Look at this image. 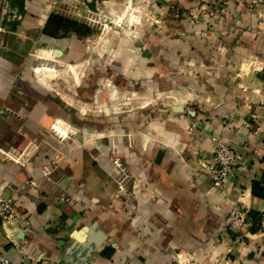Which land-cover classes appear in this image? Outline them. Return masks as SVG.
<instances>
[{"label": "crops", "instance_id": "obj_1", "mask_svg": "<svg viewBox=\"0 0 264 264\" xmlns=\"http://www.w3.org/2000/svg\"><path fill=\"white\" fill-rule=\"evenodd\" d=\"M224 1L24 0L23 12L10 8L0 17L5 28L0 34V112L8 109L0 114V147L23 150L36 140L40 147L27 164L0 161V197L10 200L17 213L15 220L0 224V251L11 263L264 264V200L252 194L253 183L264 177V28L256 26L264 20V8L257 13L240 9L264 5V0H227L237 7L234 17L230 24L221 15L210 19L220 22L214 31L191 25L189 17L183 20L176 36L191 38L181 42L183 50L179 44L172 49L188 55L191 40L202 35L197 52L203 53L204 71L201 81L184 80L183 92L180 86L176 90L177 77L162 78L156 63L145 62V49L130 48L132 40L124 43L120 59L96 55L105 62L91 58L84 64L75 62L85 52L76 34L63 39L43 34L57 11L72 15H63L71 20L89 19L93 2L102 5L94 14L100 17L106 8L115 15L111 9L119 3H139L144 14L147 8L158 12L160 6ZM5 2L11 7L0 0V13ZM42 39L50 48L37 49ZM212 54L224 57V64L213 63ZM84 65L77 87H84L89 76L88 86H94L96 69H116L126 87L109 79L105 91L114 84L120 96L134 86L136 104L116 109L129 106L132 111L115 113L111 99L90 105L51 84L70 81L67 77ZM168 66H174L166 67L172 74L188 68L175 60ZM166 80L171 82L165 85ZM192 98L200 100L197 111L176 109L175 100L184 106ZM210 136L245 147L222 192L211 184ZM116 157L138 185L128 195L117 190ZM53 161L57 166L44 179L43 167ZM236 204L249 215H261L258 232L249 229L238 239L225 228ZM93 242L100 248L87 260L85 249Z\"/></svg>", "mask_w": 264, "mask_h": 264}, {"label": "rangeland", "instance_id": "obj_2", "mask_svg": "<svg viewBox=\"0 0 264 264\" xmlns=\"http://www.w3.org/2000/svg\"><path fill=\"white\" fill-rule=\"evenodd\" d=\"M90 7V18H86V20H75L81 24H85L91 28V33L89 36L83 37L78 35V40L81 41L80 44H82V48L84 47V54H81L78 59V61L75 62H86L88 59H96L97 61L100 62H105V60L110 61L112 59H120V55L124 53V50L121 48L123 47L124 43L127 41H131L130 43V48L134 50L135 48H143L145 49V53H147L144 57L145 62L148 64L151 63H156L157 67H159V74L160 77L162 78H168L169 76L174 75L175 77L178 78L176 82L177 87L176 90L180 89L178 86L181 87V92L182 82L184 80L188 81L191 79H194L196 81H201L204 75L203 71V53L202 55L198 53L197 51L200 49L201 46H203V37L198 36L197 40H191L189 50H191L190 54L184 55L183 51L180 52L179 49L173 50L172 48L174 45L179 44V48L183 50V47L181 42L183 43L184 41L186 42V37H189L190 34H187L186 37H177V32L180 31L183 28V20L187 19L186 17H189L191 21L189 23L196 24L197 27L201 26L203 29V24L205 26V29H208L210 31H214L217 29V24L215 21H210V19L216 18L218 15H221L222 19L224 18L225 21L224 23L230 24L231 23V18L234 17V12L233 9L235 10L237 7L232 6L229 1L225 0L224 2L221 3H210V4H204V5H197V6H180V5H170V6H165L161 7L157 11H153L151 8L145 9L144 14L140 13L139 7H141V4L137 5H127L124 3H119L117 6V10L111 9L112 13H118L113 16L110 14L111 11H108L106 8V16L100 15H94V14H99L100 9L102 8V5H97L94 2L89 5ZM99 6V7H98ZM264 5L256 6L254 7H242L241 10L244 13L250 12V13H257L259 12L258 10L263 9ZM97 8L99 10H97ZM2 10V9H1ZM70 11V10H69ZM74 12V11H73ZM94 12V13H93ZM58 16L64 17L63 15H69L71 17L72 15L62 13V11H57L55 12ZM4 11L2 10L0 13V17L4 15ZM7 15V13H6ZM66 17V16H65ZM220 17V18H221ZM260 22L256 24L257 28L259 30H262L264 28V20L263 18L259 19ZM234 22V21H233ZM186 29H188L186 27ZM237 32V31H236ZM237 34V33H236ZM67 35H63L62 33L59 34V39L66 38ZM105 45V46H104ZM49 44L46 42L45 39H42L41 41L37 42V49L38 48H50L48 47ZM106 47V49H104ZM97 52H96V51ZM153 51V52H152ZM111 53V54H110ZM96 55L104 56L105 60H100L96 58ZM138 55V54H136ZM35 56V55H34ZM111 57L110 59H106V57ZM36 57V56H35ZM210 58H213L212 61L213 63L218 62V64H224V57L222 56H215L212 54ZM136 59V58H135ZM251 60V58H249ZM177 63V65L181 64H187L188 68L181 70V71H176L177 74H172L169 69H166V67H174V66H168L169 61H173ZM38 65L42 62L41 60H37ZM130 61V60H129ZM56 62V61H55ZM194 62L193 64H190ZM58 63V62H57ZM189 63V64H188ZM97 67H104L107 66L108 68L110 67L107 64H101L99 62H96ZM87 65L81 66L82 68L79 69V73L72 74L67 77L71 78L70 81L66 80H57L55 79L53 83H51L54 87L57 89H62L64 93L68 96H76L80 97L83 101H85L88 104H92L95 99H101L106 101H110L111 99V106L114 108L113 111L115 113H120L125 111H132L131 107H123L121 108L120 112H116V109L118 106H121L123 104L132 102V104H136L137 102V94L133 91L134 86L129 90V92H126L124 94H121L120 91V96H119V91L116 90V85L118 88L123 89L126 87L125 83H120V80L123 79L121 76H119V73L116 69H106L105 73L104 70H99L96 69L94 72L91 70H87V74L91 71L92 73L95 74V77L97 78V82L95 83L94 86H88L89 83V78L90 76L85 79V84L84 87H77L75 85V81L77 78L79 80H82L83 77L81 76V72L85 71L86 73V67ZM178 66H175L176 68ZM90 67V66H89ZM205 70V69H204ZM104 73V75H103ZM223 72L220 69V74ZM100 74V75H99ZM170 74V75H169ZM162 75V76H161ZM159 77V76H158ZM173 77V76H172ZM111 80L112 83L110 84V89L106 90V84L108 83V80ZM80 82V81H79ZM171 81H165V85ZM123 85V86H122ZM164 85V84H162ZM186 87V86H185ZM55 88V89H56ZM199 88V86L197 87ZM119 89V90H120ZM116 90V91H115ZM111 92V93H110ZM116 92V96H115ZM99 93V94H98ZM145 93V92H144ZM111 94L113 97H111ZM171 95V94H170ZM95 96H99V98H95ZM106 97V98H105ZM141 98V97H140ZM179 99V98H178ZM115 100V101H114ZM141 101V99H139ZM171 101V100H170ZM176 102V109H188V108H193L196 111L198 110L197 107H201L200 100L198 99L195 101L192 98L191 102H186V104L180 105L178 104V100H175ZM186 105V106H185ZM135 105H132L134 107ZM165 108V107H164ZM115 113H112L115 114ZM123 162V161H122ZM124 163V162H123ZM124 166L126 164L124 163ZM128 169V173L132 176L131 171ZM133 182L134 179H130L128 184H127V195L130 193V191L133 190ZM117 190L118 189V183L115 181Z\"/></svg>", "mask_w": 264, "mask_h": 264}, {"label": "built area", "instance_id": "obj_3", "mask_svg": "<svg viewBox=\"0 0 264 264\" xmlns=\"http://www.w3.org/2000/svg\"><path fill=\"white\" fill-rule=\"evenodd\" d=\"M2 10L5 14L10 13L11 9L7 2H5ZM3 32H5V28L0 22V34ZM6 111L2 110L0 114H4ZM208 140H210L214 146L212 163L209 166L211 184L216 191L222 192L224 191L227 181L234 174L235 167L242 158L245 147L243 145L226 143L216 136H210ZM39 148L37 140L29 143L23 150L0 147V161L16 162L20 165L27 164L37 155ZM113 163L116 171L115 179L118 183V192L127 195V184L130 179H133V177L128 173V169L124 166V163L122 161L119 162L118 157L113 160ZM56 166V162L53 161L50 166L43 167V178L49 179ZM137 188L138 185L133 182V191ZM16 218L17 213L10 200L0 197V219L2 224L13 221ZM252 224L249 211L243 206V204L234 205L224 221L225 228L235 234L238 239H242V237L245 236V233L250 229ZM0 264L13 263L2 255L0 251Z\"/></svg>", "mask_w": 264, "mask_h": 264}, {"label": "trees", "instance_id": "obj_4", "mask_svg": "<svg viewBox=\"0 0 264 264\" xmlns=\"http://www.w3.org/2000/svg\"><path fill=\"white\" fill-rule=\"evenodd\" d=\"M10 4V8L16 9L15 7L19 8V12H23V3L24 0H7ZM23 14V13H22ZM62 33L63 35H68L71 33L76 34L77 36H89L91 33V28L85 24H81L75 20H71L66 17H61L58 15H52L48 19L44 29L43 34L47 35L51 38H58L59 34ZM264 177L261 181H256L253 183L252 186V194L255 197L261 198L264 200ZM250 218L252 220V226L250 227V231L253 233L258 232L260 222L262 220L261 215L257 213H250ZM0 224L2 221L0 219ZM105 253V254H104ZM105 256L108 258L111 257V254H107L105 251L103 252Z\"/></svg>", "mask_w": 264, "mask_h": 264}, {"label": "water", "instance_id": "obj_5", "mask_svg": "<svg viewBox=\"0 0 264 264\" xmlns=\"http://www.w3.org/2000/svg\"><path fill=\"white\" fill-rule=\"evenodd\" d=\"M57 53L59 54V56H61V51H57ZM100 246H96L95 242L91 243L85 250H86V257L87 260H89L93 254L96 252L97 249H99Z\"/></svg>", "mask_w": 264, "mask_h": 264}, {"label": "bare ground", "instance_id": "obj_6", "mask_svg": "<svg viewBox=\"0 0 264 264\" xmlns=\"http://www.w3.org/2000/svg\"><path fill=\"white\" fill-rule=\"evenodd\" d=\"M121 160H119V162H120ZM5 223H9V222H5Z\"/></svg>", "mask_w": 264, "mask_h": 264}]
</instances>
